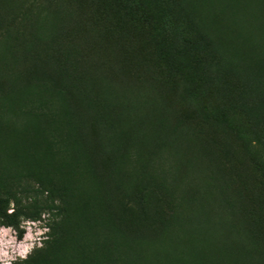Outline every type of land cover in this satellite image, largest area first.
I'll return each mask as SVG.
<instances>
[{
    "label": "rangeland",
    "instance_id": "obj_1",
    "mask_svg": "<svg viewBox=\"0 0 264 264\" xmlns=\"http://www.w3.org/2000/svg\"><path fill=\"white\" fill-rule=\"evenodd\" d=\"M122 2L0 0V224L49 229L18 264H264L263 142L205 121ZM143 6L176 46L204 39L228 86L203 104L259 108L261 139L264 0Z\"/></svg>",
    "mask_w": 264,
    "mask_h": 264
},
{
    "label": "trees",
    "instance_id": "obj_2",
    "mask_svg": "<svg viewBox=\"0 0 264 264\" xmlns=\"http://www.w3.org/2000/svg\"><path fill=\"white\" fill-rule=\"evenodd\" d=\"M122 1L123 5L120 7L125 11V14L130 18H135L137 24L143 27L150 35L151 40L155 42L157 54L162 63L182 77L184 82L183 98L198 109L205 121L224 126L232 131L244 145L246 151L252 155L255 144L259 145L262 142L264 144V133L259 134L261 139L250 135L247 133L242 119L249 111L259 112V108H252L251 105L236 107L226 103L225 100L221 105L215 107L203 104L208 92L214 90L216 93L217 85L226 83L228 80L225 74L219 70V62L204 53L208 48L202 41H199L204 39L189 36L181 41L182 45L178 47L175 44L174 36H166L162 31H159L155 12L150 7H144L143 0ZM226 85L228 86V83ZM256 164L264 177V156L256 158ZM20 236L22 238V235ZM178 259L180 257H175L176 264H182Z\"/></svg>",
    "mask_w": 264,
    "mask_h": 264
},
{
    "label": "clouds",
    "instance_id": "obj_3",
    "mask_svg": "<svg viewBox=\"0 0 264 264\" xmlns=\"http://www.w3.org/2000/svg\"><path fill=\"white\" fill-rule=\"evenodd\" d=\"M15 201H9L8 215L16 212ZM47 219V214H41ZM20 229L24 231L22 238L18 239V232L14 226L0 224V264H18L26 262L36 248L44 247V240L47 239L45 233L48 228H40L39 221H31L23 216L19 217Z\"/></svg>",
    "mask_w": 264,
    "mask_h": 264
},
{
    "label": "bare ground",
    "instance_id": "obj_4",
    "mask_svg": "<svg viewBox=\"0 0 264 264\" xmlns=\"http://www.w3.org/2000/svg\"><path fill=\"white\" fill-rule=\"evenodd\" d=\"M77 18V17H76ZM82 33H84V31L82 32ZM82 36V35H81ZM93 49V48H92ZM128 88V87H127ZM104 131V130H103ZM106 132V131H105ZM105 132H103V134L105 133ZM103 136V135H102ZM105 136V135H104ZM103 136V137H104ZM101 137V136H100ZM105 137H107V136H105ZM94 138V137H93ZM111 138V137H110ZM109 139V138H108ZM101 140V139H100ZM103 140V139H102ZM96 142V141H95ZM106 142V141H105ZM101 143V142H100ZM104 142H102V144H103ZM95 144V143H94ZM107 144H109V143H107ZM112 145V144H111ZM102 146V145H101ZM94 147V146H93ZM107 147V146H106ZM112 147V146H111ZM95 148V147H94ZM115 149V148H114ZM113 149V150H114ZM103 150V149H102ZM106 151H108V150H106ZM95 152V151H94ZM116 152V151H115ZM106 153V152H105ZM108 153V152H107ZM96 154V153H95ZM102 155H103V153H102ZM106 155V154H105ZM105 157V156H104ZM115 157V156H114ZM101 159V158H100ZM106 159V158H105ZM116 159H117V156H116ZM112 160V159H111ZM106 163V162H105ZM113 164V163H112ZM116 164H117V162H116ZM114 166H115V164H114ZM107 167V166H106ZM112 167V166H111ZM115 168V167H114ZM108 169V168H107ZM116 169V168H115ZM104 171L105 170H103V173H104ZM113 171H114V169H113ZM110 172V171H109ZM107 174V173H106ZM113 174V173H112ZM115 175V174H114ZM109 176H111V175H109ZM109 178V177H108ZM111 178V177H110ZM114 180V179H113Z\"/></svg>",
    "mask_w": 264,
    "mask_h": 264
}]
</instances>
